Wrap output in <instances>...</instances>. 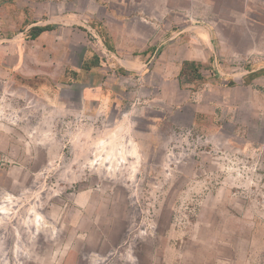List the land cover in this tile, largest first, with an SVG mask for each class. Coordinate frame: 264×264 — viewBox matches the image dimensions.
Returning a JSON list of instances; mask_svg holds the SVG:
<instances>
[{"label": "rangeland", "instance_id": "1", "mask_svg": "<svg viewBox=\"0 0 264 264\" xmlns=\"http://www.w3.org/2000/svg\"><path fill=\"white\" fill-rule=\"evenodd\" d=\"M4 1L0 264H264V0Z\"/></svg>", "mask_w": 264, "mask_h": 264}, {"label": "trees", "instance_id": "2", "mask_svg": "<svg viewBox=\"0 0 264 264\" xmlns=\"http://www.w3.org/2000/svg\"><path fill=\"white\" fill-rule=\"evenodd\" d=\"M52 26L46 25V26H34L29 29V37L31 39L36 38L43 30H46ZM99 35L102 38L103 42L106 44L108 48L111 49V45L108 42L107 35L104 31L98 29ZM212 61V58H210V62ZM100 67V57L95 53L92 49H89L86 53L85 58L82 61V64L80 68L84 71H92L96 68ZM204 65L201 62L193 61V60H184L181 64V68L179 71V76H185L187 77L188 81L193 80H201L203 79V75L201 73V68H203ZM69 82L74 83L78 80V72L76 70L68 69L67 71ZM258 76V73H249L246 75V77L243 79L244 83H250L255 77ZM232 80V79H231ZM180 83L181 80L179 79ZM229 83H232L231 81Z\"/></svg>", "mask_w": 264, "mask_h": 264}, {"label": "crops", "instance_id": "3", "mask_svg": "<svg viewBox=\"0 0 264 264\" xmlns=\"http://www.w3.org/2000/svg\"><path fill=\"white\" fill-rule=\"evenodd\" d=\"M1 3H5V1L4 0H0V4ZM86 21V20H85ZM46 25H50V26H52V27H50V28H48V29H46V30H43L36 38H34V39H30V40H40L42 37H44V36H46L47 34H49L50 32H55V31H57L58 30V25H57V23H55L54 21H49V20H44L43 21V23L42 24H37V22H30V23H28V26H27V28H31V27H34V26H46ZM103 25V24H102ZM81 26H84L85 27V29L87 28V26L86 25H83L82 23H81ZM88 26L95 32V33H97L98 35H99V32H98V27L96 26V25H94L93 23H91V24H89L88 23ZM104 26V25H103ZM106 26H108V29L105 31V29H104V32H106V34L109 36V39H110V36H111V30H109L110 29V27H109V25H106ZM28 29V30H29ZM87 30V29H86ZM101 29H99V31H100ZM85 32H88V31H85ZM107 32H109V33H107ZM207 36H208V41L207 42H210V40H209V35L207 34ZM99 37H100V35H99ZM197 38H199V37H197ZM101 39V38H100ZM147 40H149V39H147ZM200 42H201V45L202 46H206V43H203L200 39H198ZM101 41H102V39H101ZM103 42V41H102ZM109 42H110V40H109ZM110 45L112 46V47H114L113 46V43H111L110 42ZM43 46V45H42ZM145 48H143V50H149V51H151V50H153V47H150V45H146V46H144ZM89 49H92L90 46H86V48H85V54H84V56L82 57V60H81V62H80V64H79V66L77 67V66H71V67H68L67 65H65L62 69H61V71H59V73H58V75H59V78L60 77H62L63 75H64V72L66 71V70H68V69H72V70H76L77 72H78V79H79V77H80V75L81 74H83V73H85V72H91V71H84V70H82L81 68H80V66H81V64H82V61H83V59L85 58V56H86V53L88 52V50ZM93 50V49H92ZM94 51V50H93ZM16 54H17V57H18V59H17V61H16V63L14 64V65H9L8 66V68L9 69H14V68H16V70L18 69V67H20V65L22 64V61H23V50H22V48H21V44L20 45H18V46H16ZM186 60H193V61H197V60H195V59H186ZM198 62V61H197ZM2 64H4L3 62H2ZM4 65H6V64H4ZM93 71V70H92ZM180 71V70H179ZM40 76V75H39ZM39 76H37V75H34L33 77H39ZM39 78H41V77H39ZM53 79H55V78H53ZM56 80H57V78H56ZM90 91V90H89ZM85 96L86 97H88V95H89V93H87V91L85 90ZM95 94H97V92L95 93ZM90 96V95H89Z\"/></svg>", "mask_w": 264, "mask_h": 264}, {"label": "bare ground", "instance_id": "4", "mask_svg": "<svg viewBox=\"0 0 264 264\" xmlns=\"http://www.w3.org/2000/svg\"><path fill=\"white\" fill-rule=\"evenodd\" d=\"M198 35L200 36L201 39H204L206 38V35L202 32H198Z\"/></svg>", "mask_w": 264, "mask_h": 264}]
</instances>
